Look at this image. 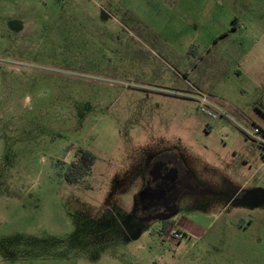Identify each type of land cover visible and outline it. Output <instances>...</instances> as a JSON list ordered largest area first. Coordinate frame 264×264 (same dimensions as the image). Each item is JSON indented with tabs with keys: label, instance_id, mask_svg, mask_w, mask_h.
I'll return each mask as SVG.
<instances>
[{
	"label": "rangeland",
	"instance_id": "rangeland-1",
	"mask_svg": "<svg viewBox=\"0 0 264 264\" xmlns=\"http://www.w3.org/2000/svg\"><path fill=\"white\" fill-rule=\"evenodd\" d=\"M77 2L0 0V264H264V0ZM175 185L161 212L210 226L181 249L149 221Z\"/></svg>",
	"mask_w": 264,
	"mask_h": 264
},
{
	"label": "crops",
	"instance_id": "crops-1",
	"mask_svg": "<svg viewBox=\"0 0 264 264\" xmlns=\"http://www.w3.org/2000/svg\"><path fill=\"white\" fill-rule=\"evenodd\" d=\"M69 3L72 4V6L75 8L78 4L77 0H66ZM104 1V2H103ZM84 4H86L90 9L97 11L98 16H101L102 18L106 19H113V9L114 5H118L120 3V0H83ZM45 3V2H44ZM82 4V3H81ZM39 5V4H37ZM85 5V6H86ZM84 6L83 16L85 19H90L89 16L86 14L88 12V8ZM125 5H123L124 7ZM18 10L11 12L10 22H17L19 21L20 24H22L21 30H18V35H25L31 33V26H36L35 17L37 16V10L36 8L32 9L28 3H25L23 1V5L17 7ZM145 9L146 13H151V6L148 4ZM68 16L71 17V13H68ZM135 19H141V16L137 13H134L133 15ZM33 32V31H32ZM176 223L174 225L178 226L182 233L184 234L183 239L178 243L179 249H181L182 243L185 240L187 244H192L193 242H198L199 240L203 239L205 235L207 234L210 226H202L200 224H197L193 221H190L188 219H181L179 221H175Z\"/></svg>",
	"mask_w": 264,
	"mask_h": 264
},
{
	"label": "flooded vegetation",
	"instance_id": "flooded-vegetation-1",
	"mask_svg": "<svg viewBox=\"0 0 264 264\" xmlns=\"http://www.w3.org/2000/svg\"><path fill=\"white\" fill-rule=\"evenodd\" d=\"M4 102H7V101L2 96H0V103H4ZM155 164H158V166L154 167L157 169L156 174H155L156 177L164 179V180H171L175 184L176 183L181 184L182 182L180 181L181 171L178 167H176L174 164H172L169 161L167 162L160 161V162L154 163L153 166ZM152 170H154L153 167H152ZM175 186H172L170 189H166L160 193V197H159L160 203L157 205L158 209L156 208L159 211H156L154 214L153 212L149 214V217H150L149 221H160L161 222L162 232L167 224H169L170 226L173 222H175L174 218H171L168 212L166 213L167 209L165 213L164 212L162 213L160 210L161 207L165 209L167 208V206H169L167 201L168 199L172 198V194L177 191L178 185H175Z\"/></svg>",
	"mask_w": 264,
	"mask_h": 264
},
{
	"label": "trees",
	"instance_id": "trees-1",
	"mask_svg": "<svg viewBox=\"0 0 264 264\" xmlns=\"http://www.w3.org/2000/svg\"><path fill=\"white\" fill-rule=\"evenodd\" d=\"M178 161V159L174 158L169 162L174 164L179 169H181V167L184 169V167L181 165V162ZM95 162L96 157L93 153L88 150L79 149L75 155V160L68 165V170L65 175L66 181L69 184L79 183L91 173L92 167L94 166ZM184 171H186V169H184ZM168 228L169 224L165 226L162 233H166L168 231Z\"/></svg>",
	"mask_w": 264,
	"mask_h": 264
},
{
	"label": "built area",
	"instance_id": "built-area-1",
	"mask_svg": "<svg viewBox=\"0 0 264 264\" xmlns=\"http://www.w3.org/2000/svg\"><path fill=\"white\" fill-rule=\"evenodd\" d=\"M203 113H207L210 117L215 118L216 116L213 113H210L206 111L205 109H202ZM184 237V234L180 230V228L176 225L171 226V228L165 233L164 239L169 240L173 243H179Z\"/></svg>",
	"mask_w": 264,
	"mask_h": 264
}]
</instances>
